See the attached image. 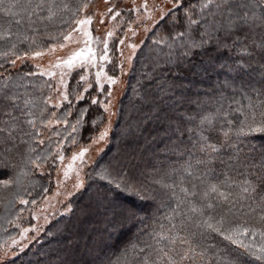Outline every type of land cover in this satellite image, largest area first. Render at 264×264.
Here are the masks:
<instances>
[{
    "label": "snow or ice",
    "instance_id": "obj_1",
    "mask_svg": "<svg viewBox=\"0 0 264 264\" xmlns=\"http://www.w3.org/2000/svg\"><path fill=\"white\" fill-rule=\"evenodd\" d=\"M105 3L110 4L107 14L111 19L121 15L111 0H105ZM88 7V3H83L73 10L63 0L60 3L57 0H0V11L4 14L0 41L11 43L12 49L17 48V43L30 41L28 50L22 55L13 52L15 59H9L7 63L15 68L17 61L55 52L57 46L54 44L49 45L46 51L37 50L40 46L35 35L29 37L27 31L38 33L39 25L52 22L59 13L72 12L75 16L76 12ZM142 7L148 11L147 0ZM173 7L185 8L182 18L169 10L155 23L170 18L168 46L179 49V53L170 51L166 54L169 58L164 71L169 75L156 78V93H149L143 99L149 104L153 118L166 125L165 131L175 137H169L167 150L183 162L179 168L166 173L170 182L154 176L140 179L146 174L134 171L135 165L127 170L119 166L120 180L109 179L111 173L108 172L101 174L100 179L113 185L117 195L123 193L140 202L139 205H131L116 199L109 201L115 206L109 222L111 228L116 232L124 228H137V231L134 233L135 242L129 241L123 250H118L116 260L109 259L108 264H264V0H197L196 3L189 0L186 6L183 0L180 3L173 0ZM131 10L139 12L140 9ZM148 18H152L151 13ZM91 23L90 16L75 21L76 27L64 34L63 39L68 43H78L73 39V32L80 31L87 38L85 47L74 50L67 58H58L53 67L71 70L86 63H95L96 53L89 46L91 32L81 28ZM100 23L105 21L101 19ZM113 35L111 31L107 33L108 37ZM12 37L16 42H12ZM123 43L121 40L120 44ZM66 46L64 43L59 45L61 49ZM129 47L135 55L136 45ZM132 55L127 57L128 61ZM8 56V52H0V57ZM196 56L200 57V63L193 59ZM100 59L109 60L107 41ZM159 62L157 56L155 64ZM120 68L123 73V62ZM0 69L8 71L4 64H0ZM186 71L192 77L199 76L200 80L191 79L185 83ZM210 73L223 76V79L215 83L209 110L199 99L193 100L189 93ZM39 74L56 76L51 71ZM63 76L61 72L63 90H55L71 109L73 101L69 99ZM100 77L101 73L97 72V83ZM0 78H3L0 85V186L7 188L44 167L48 156L37 153L33 145L45 143L39 125L51 129L53 120L44 118L47 108L37 116L33 111L34 102L18 91L25 87L21 83L23 76L18 75L12 80L11 75L4 77L0 72ZM107 79L110 84L117 83L114 77ZM80 81H87V77L81 75ZM100 87L103 90V84ZM90 88L91 84L83 92L87 93ZM52 99L49 96L44 101L45 105ZM75 99L78 103L85 99V95L77 93ZM97 103L96 99L91 100V104ZM192 104L195 108L190 107ZM52 106L59 108L62 104ZM104 110L109 111V106L105 105ZM78 111L83 116L87 109ZM68 115H71L70 110L62 120L57 118L56 123L67 124ZM51 116L54 117L55 112ZM81 122L78 118L71 126L73 132ZM107 134V130L100 133L98 141L104 140ZM61 151L62 146L58 144L54 158L63 161ZM86 151L84 149L74 155L73 161H82ZM33 153L37 154L33 156ZM17 157L23 158L22 166L12 162ZM10 171L11 178L3 179ZM83 186L77 172L75 187ZM98 199L103 197L98 194ZM20 203L28 204L29 201L21 199ZM165 206L171 213L164 217L168 224L159 223L158 227L148 230L147 221L156 219L155 213ZM152 209L155 210L150 213ZM141 212L146 215L142 216ZM242 217L254 219L260 227H255L249 219L242 220ZM24 231L26 233L28 229ZM17 243L13 240L12 246ZM137 250L139 258L130 260L129 253ZM7 255L5 251L4 256Z\"/></svg>",
    "mask_w": 264,
    "mask_h": 264
},
{
    "label": "rangeland",
    "instance_id": "obj_2",
    "mask_svg": "<svg viewBox=\"0 0 264 264\" xmlns=\"http://www.w3.org/2000/svg\"><path fill=\"white\" fill-rule=\"evenodd\" d=\"M176 2L180 3L181 0H176ZM83 3H88L89 7L78 11L72 23L68 28L63 29L64 31L54 30L50 33L45 32L39 37L35 35L37 45L40 46L37 50L46 51L49 45L54 44L57 46L55 52H47V54L38 58L17 61L15 68L12 67L13 70H16L25 65H29L33 70L32 72L36 73V75H25V82L22 83L25 87L18 89V91L27 92L26 94L29 96H25L34 102L35 107L33 111L37 116H39L42 109L47 108V111L44 113V118L52 119L53 125L51 129H44L42 125H39L38 121V125L43 130V136L41 138L45 140V143L43 145L37 143L33 146L36 147L37 153L48 156V161L44 164V167L39 170H34L30 176L22 177L19 184L14 183L7 188L0 186L2 190L0 192V195H2L0 200V261L3 264L14 260L34 244L41 242L39 239L59 220L69 218L71 215L72 218L70 220H73L74 223L80 219L79 210L73 214L75 210L74 204H76L81 196L89 195L94 190L93 188L97 187L96 183H93V186L90 183L93 177H95L94 175L97 170L103 168L101 165L102 161H107L111 154L116 156V151L118 150L116 147L119 150H123L122 153L127 152L121 142L117 143L114 141V135L115 133L120 134L116 129V125L122 117V110L126 111L128 109L126 106H130L127 105L128 99L138 98L128 91L132 72L136 64L144 67L146 63H150V60H153V69H162L167 64H164V66L160 62L158 65L155 64L157 60L155 58L157 56L162 58L160 56L162 54L159 52L165 49L167 53L174 51L176 54L179 50L169 48L166 35L158 32L161 24L168 18H165L159 24L155 23V21L160 20L163 13H167L169 10L175 13L180 8L173 7V0H147V12L142 7L144 0H111V3L116 4L117 10L121 12V15L115 20L111 19V16L107 14V8L110 4H106L105 0H82ZM133 8H139L140 10L139 12L132 11L131 9ZM149 13L152 16L151 19L148 18ZM89 16L92 19V23L87 26H81V28H86L91 32L92 41L89 46L96 53L95 63H86L83 66H77L71 70L66 67H53L57 63L58 58H67L74 50L85 47V40L87 38L83 36L82 32H73V39L74 41H78V43L64 41L63 35L76 27V20ZM101 19L105 23L101 24ZM109 31L114 33L112 37L107 36ZM133 32L135 35H133ZM161 37L165 39L161 40ZM121 40L124 41L123 44H120ZM105 41L108 43V61L100 59L103 54ZM156 41H159V43H156ZM61 43L67 46L61 49L59 47ZM133 44L136 45L135 55H132V49L129 47V45ZM33 48H36V45H33ZM23 52L16 54L22 55ZM12 53L9 54L7 60L15 59V55ZM121 53H123V56H121ZM130 55H132V59L128 61L127 57ZM152 55H155V58ZM166 58L168 59L169 57L164 55L161 60L166 63ZM122 62L123 73H121L120 68ZM149 63L147 65H150ZM8 71L5 72L0 69V72L4 73V77H8L6 76ZM50 71L55 72L56 76L49 77L47 74H39ZM61 72L64 74L63 79L67 84V90L70 94L69 99L73 101V107L71 109L67 106V102L61 101L59 93L55 90L56 88L63 90L60 85ZM97 72L101 73L99 83L96 82ZM135 72L136 78L140 76L138 74H144L143 70H140V73L138 71ZM81 75L86 76L87 81H80ZM212 75L215 76L216 74ZM109 76L116 78L117 83L110 84L107 79ZM222 79L223 76H220L219 80ZM1 83H3V80H1ZM206 83L211 84L212 81L206 80ZM89 84H91V88L87 93H84L83 89L88 87ZM100 84H103V90H101ZM77 93H83L85 95L83 101L90 100V104L93 98L96 99L98 103L95 105L100 107L103 112V117L91 122L93 127L97 129V132L91 136L88 142L81 141L82 128L87 112L85 115L80 116L78 110H88L89 104L88 106H81L80 103L82 101L77 103L75 99ZM49 96L53 99L45 105L44 101ZM126 97H128L127 100H125ZM55 103H61L62 106L54 108L52 105ZM105 105L109 106V111L104 110ZM69 110L71 111V115L67 116L68 123L57 124L56 119L60 118L62 120L65 113ZM53 112H55L54 117L51 116ZM78 118L82 122L80 125H77V131L73 132L71 126L76 124ZM156 123V121L153 122L154 125ZM155 126H158V123ZM105 130H107V136L104 140L98 141L100 133ZM171 135L172 133L170 132H166L163 136L162 134L158 135V143H161L164 137H170ZM58 144L62 146L60 154L64 157L63 161L54 158L57 154ZM84 149H87V151L85 152L83 160L77 159L73 161L72 157ZM37 153H33L32 155L35 156ZM148 160L150 161L152 158L150 157ZM13 162L18 161L15 158ZM145 163L147 164L148 162ZM114 164L113 161L109 164V170L111 171L109 173L113 177L116 176ZM146 164L142 165L146 166ZM17 165H23L22 157ZM29 167L32 166L29 165ZM65 172H67V176H65ZM77 172H79L80 179L84 185L79 189L75 187L77 183ZM10 178L11 176L5 179ZM44 180H47V183ZM29 181L31 185H29ZM104 181L107 182V180ZM27 184L33 188L31 191L28 188H24ZM107 190L110 191L109 188ZM128 197L124 195L118 201L127 204L126 198ZM21 199L27 200L29 203L21 204ZM139 204L140 202L136 205ZM76 227L79 229V226ZM25 229H28L26 233L24 231ZM122 230L117 237H121L123 232L131 231V228H124ZM13 240L18 242L15 246H12ZM21 248L23 251H21ZM5 251L8 252L7 256H4Z\"/></svg>",
    "mask_w": 264,
    "mask_h": 264
},
{
    "label": "trees",
    "instance_id": "obj_3",
    "mask_svg": "<svg viewBox=\"0 0 264 264\" xmlns=\"http://www.w3.org/2000/svg\"><path fill=\"white\" fill-rule=\"evenodd\" d=\"M60 2L61 0H57V3ZM63 2L69 4L73 10H75L79 4H82V0H63ZM191 2L196 3L197 0H191ZM188 3L189 0H185L183 5L186 6ZM184 11L185 8L180 7L173 14L182 18ZM77 14L78 12H76L75 16ZM3 16V12L0 11V24L4 23ZM75 16H73L72 12H61L52 22L46 21L44 24L39 25L38 33L34 34L31 31H27V35L29 37H32L33 35L39 37L45 32L50 33L54 30L64 31L63 29L68 28ZM169 19L170 18L164 21L158 29V32L166 35V37H168L171 27ZM15 30L16 28L13 26V31ZM166 40L169 45V40ZM12 42H16L15 37H12ZM28 43L29 41H26L23 44L17 43V48L12 49L11 43L0 41V52H8L11 54L13 51L15 53H20L28 50ZM159 53L162 54L160 55L162 58L167 54L165 49ZM178 53L179 50L176 54ZM152 56L155 58V55ZM7 58L0 57V64H4L5 68L10 69L6 76L11 75L13 80H15L18 75L23 76L21 83H24V74L32 72V68L29 65H25L19 69L13 70L12 66L7 63ZM162 58H160V63L164 66L166 63L161 60ZM193 59L197 63H200L199 56L193 57ZM165 60L167 61V58ZM148 63H146V66L144 67L140 66V64H136L135 69L132 72L128 91L130 94L137 96L138 98L130 100V98L128 99L130 95L126 97L125 100L128 99L127 105L130 106H126L128 107L126 111L122 110V117L118 120L116 125V129L120 134L118 135L115 133L114 141L117 143L121 142L123 146H125L127 152L122 153L123 150H119V148L116 147V149H118L116 151V156L111 154L108 160L106 159L107 161H102L101 165L103 168L97 170L94 175L96 178L93 177V180L90 183L91 186H93V183H96L97 187L93 188L94 190L90 192L89 195L81 196L76 202L77 205L74 204L75 210L73 214L79 210V215L81 216L80 219L74 223L73 220H70L72 218L71 215L69 218L59 220L39 239L41 242L34 244L20 256L5 264H108L109 259L112 261L116 260V256L119 254L118 250H123V248L129 244V241L135 242L136 237L134 236V233L137 231V228H131V231L123 232L121 237H117V235L123 230L121 229L119 232H116L111 228L109 223L115 207L114 205H111L109 201L116 199L117 202H119L118 200L120 197L125 194L121 193L117 195L114 186L109 185L104 180L98 178V176H101V174L105 172H111L109 170V164L113 161L115 163L114 169L116 176L113 177L110 175L108 177L109 179H121V176L118 174L120 170L119 166H124L125 170H127V168L135 165L136 168L134 171H137V173L143 171L146 174V176H140V179H151L154 176L157 179H163L165 182H170V178L166 173L173 168H179L180 164L183 162L181 158L177 155H173L167 150L166 145L170 144L169 137H164L161 143H158L159 141H157V139H159L158 135L162 134L163 136V134L166 133L165 129L167 126L162 125L153 118L154 114L143 97L149 93L155 94L157 91L155 86L156 78L168 76L169 74L164 71L167 65L162 69H153L154 61L150 60V65H147ZM140 70H143L144 74H138L140 76L136 78L135 71L140 73ZM212 74L215 73L206 75L203 82H198L192 88V92L189 93L193 100L199 99L204 107L209 110L212 108L213 103V88L216 81L219 79L218 76ZM185 76H187V79L184 81L185 83L191 79L197 81L200 80L199 76L192 77L187 71L185 72ZM1 80H3V78H0V85L3 84L1 83ZM206 80H210L212 83H206ZM21 93L27 95L26 91H22ZM197 93H199V96H197ZM28 96L29 95H27V97ZM89 101L90 100H85L80 103L81 106H88L89 104L81 135V141L84 142H88L91 139V136L97 132V129L93 127L91 122L103 117L101 108L97 105H91ZM190 107L195 108V104L190 105ZM154 121L158 123V126H155L157 123L155 125L153 124ZM171 136L175 139L173 135ZM150 157L152 160L149 161L148 158ZM20 159L21 157H18L16 158V161L19 162ZM18 162L13 163L18 164ZM145 162L148 163L146 164ZM142 164H146V166H143ZM9 176H11V171L9 172V175L3 177V179ZM44 181L47 183V180ZM29 185H31V182ZM29 185L27 184L24 188H28V190L31 191L33 188ZM107 188H109L110 191H108ZM0 192H2L1 187ZM98 194L103 197L102 200L98 199ZM1 198L2 195H0V200ZM10 199H12V197H10ZM126 201L127 204L131 205L139 203L135 197L130 196L126 198ZM154 210L155 209L150 210V213ZM170 214L168 207H160L159 211L155 213L156 219H149L146 227L150 230L151 227H158L159 223L167 225L168 221L164 219V217ZM141 215H146V213L141 212ZM241 219H249V222L255 227H260L254 219L248 217H242ZM76 226H79V229H77L78 227ZM137 227L141 226L138 225ZM59 229L61 230L59 231ZM133 257L139 258L138 250L136 253H129V259L131 260Z\"/></svg>",
    "mask_w": 264,
    "mask_h": 264
}]
</instances>
